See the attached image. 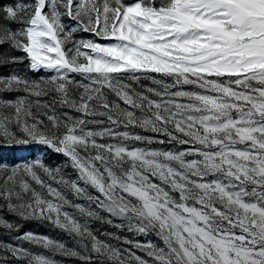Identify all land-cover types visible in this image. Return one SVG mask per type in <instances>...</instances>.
Returning <instances> with one entry per match:
<instances>
[{
    "label": "snow or ice",
    "instance_id": "6c2138e0",
    "mask_svg": "<svg viewBox=\"0 0 264 264\" xmlns=\"http://www.w3.org/2000/svg\"><path fill=\"white\" fill-rule=\"evenodd\" d=\"M18 65L51 74L0 75V149L65 161L0 160V229L46 221L76 247L27 231L0 264H57L24 243L81 264H264V0H13L0 66Z\"/></svg>",
    "mask_w": 264,
    "mask_h": 264
},
{
    "label": "rangeland",
    "instance_id": "374dc122",
    "mask_svg": "<svg viewBox=\"0 0 264 264\" xmlns=\"http://www.w3.org/2000/svg\"><path fill=\"white\" fill-rule=\"evenodd\" d=\"M13 0H0V7H3L4 5H7L9 3H12ZM65 22L67 24H72L70 20L65 18ZM76 39H93L94 36L92 33L89 32H77L75 34ZM103 42V41H101ZM12 72H20L25 75H27L30 79L38 80L41 76H49L51 73L47 72L46 70H42L39 73L31 72L29 71L24 65H18L14 67H5L0 66V75H8ZM79 79V77H77ZM142 84L149 85L151 84L150 81L144 80L141 81ZM10 95L12 98L19 95H24V93H12V94H5ZM55 98L54 93H50L48 96L39 98L42 103H48L53 104V100ZM34 100L36 98H33ZM54 107L57 109V113L59 114L60 111H63L64 109H61L58 104H55ZM33 111H37L36 108H33ZM40 111H43V109H40ZM33 159H43L47 163L52 165L57 164H63L65 161V157L59 154H55L51 152V150L44 148L41 145L31 143L27 146L21 145L15 148H4L0 149V160H2L5 163H20L24 160H33ZM66 173L71 175L72 177H75V172L71 168H67ZM15 220V218H11ZM20 223V229L19 233H9L7 230L0 229V240H4L9 243H18L15 239V236L17 234H22L27 231H31L34 233L47 235L53 239L61 240L63 241L68 247H76L75 241L65 232L60 230L59 228L54 227L49 222L46 221H40V220H27V221H19ZM93 228H98L100 231H115V229H112L111 227L104 225L101 226L98 223L93 224ZM122 235H129V233H122ZM104 239V237H101ZM137 239H143V237H137ZM153 239H155L153 237ZM24 247H30L33 252H40L45 255H49L51 258L57 261V264H81V261L75 257H65L61 254H53L50 252H47L46 250L42 248H38L36 246L29 245L27 243H24ZM141 254L142 253H138Z\"/></svg>",
    "mask_w": 264,
    "mask_h": 264
}]
</instances>
